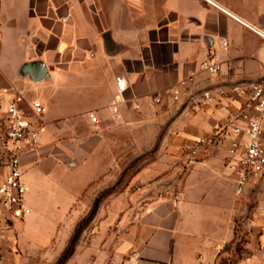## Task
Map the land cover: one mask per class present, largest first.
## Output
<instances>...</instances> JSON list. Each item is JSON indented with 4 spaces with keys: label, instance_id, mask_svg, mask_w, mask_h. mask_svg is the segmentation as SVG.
I'll list each match as a JSON object with an SVG mask.
<instances>
[{
    "label": "crops",
    "instance_id": "1",
    "mask_svg": "<svg viewBox=\"0 0 264 264\" xmlns=\"http://www.w3.org/2000/svg\"><path fill=\"white\" fill-rule=\"evenodd\" d=\"M209 54L220 63L216 77L201 68ZM30 62H42L49 79L21 78ZM263 75L264 0H0V147L11 91L22 94L25 106L38 101L45 107L37 146L20 154L23 174L44 163L87 164L94 176L84 187L98 175L92 157L101 154L105 129L142 125L168 103L169 131L185 143L236 110L222 103L197 111L188 94ZM118 77L127 83L121 94ZM189 77L192 82L183 84ZM168 91H178L180 100L173 102ZM144 112L148 118L138 114ZM262 128L264 134V122ZM225 161L221 148L188 166L179 200L146 203L114 249L104 252L105 264H218L241 214ZM263 230L250 231L251 256L234 264L264 262Z\"/></svg>",
    "mask_w": 264,
    "mask_h": 264
},
{
    "label": "rangeland",
    "instance_id": "2",
    "mask_svg": "<svg viewBox=\"0 0 264 264\" xmlns=\"http://www.w3.org/2000/svg\"><path fill=\"white\" fill-rule=\"evenodd\" d=\"M160 105L154 118L142 125L105 129V138L97 146L101 154L92 157L100 166L98 175L84 187L94 176L87 164L72 169L44 163L24 172L23 181L29 187L25 205L31 212L13 224L15 243L9 242L5 264H55L96 199V213L84 224L66 264H105L104 252L114 249L146 203L181 193L187 173L181 156L184 140H176L169 131L170 104ZM184 105H177L176 112ZM138 114L149 117V112ZM4 159L1 148L0 162ZM255 179L237 196L241 214L234 220V237L220 249L224 254L218 259L228 264L250 258L249 233L264 228V173Z\"/></svg>",
    "mask_w": 264,
    "mask_h": 264
},
{
    "label": "built area",
    "instance_id": "3",
    "mask_svg": "<svg viewBox=\"0 0 264 264\" xmlns=\"http://www.w3.org/2000/svg\"><path fill=\"white\" fill-rule=\"evenodd\" d=\"M201 68L210 77H216L220 63L213 54H209ZM191 82L189 77L183 84ZM116 85L120 94L127 89V83L121 77L116 78ZM165 95L173 102L181 97L178 91H168ZM186 101L197 111L222 103L235 106V114L226 122L204 136L185 142L181 156L188 167L205 162L211 150L224 149L225 164L233 177L235 195H242L248 183L264 173V75L256 80L216 83L188 94ZM44 112L45 107L40 102L33 101L25 106L21 93L17 90L10 92L1 142L5 159L0 162V264H5L6 253L10 251L9 242L15 243L13 224L30 213L24 205L27 187L23 181L20 154L38 144L42 131L40 118ZM172 197L174 202L179 200L178 195Z\"/></svg>",
    "mask_w": 264,
    "mask_h": 264
},
{
    "label": "trees",
    "instance_id": "4",
    "mask_svg": "<svg viewBox=\"0 0 264 264\" xmlns=\"http://www.w3.org/2000/svg\"><path fill=\"white\" fill-rule=\"evenodd\" d=\"M99 201L96 199L88 213V215L82 219L74 228V231L70 237V239L67 242L66 247L62 251L61 255L57 259L55 264H66L67 261L70 259V257L74 254L76 242L79 238V235L83 229V226L85 223L91 221L96 213V210L98 208ZM218 264H228L224 259L219 260ZM233 264V263H232Z\"/></svg>",
    "mask_w": 264,
    "mask_h": 264
},
{
    "label": "water",
    "instance_id": "5",
    "mask_svg": "<svg viewBox=\"0 0 264 264\" xmlns=\"http://www.w3.org/2000/svg\"><path fill=\"white\" fill-rule=\"evenodd\" d=\"M20 77L27 78L33 83L43 82L49 79V74L42 62H30L21 67Z\"/></svg>",
    "mask_w": 264,
    "mask_h": 264
}]
</instances>
